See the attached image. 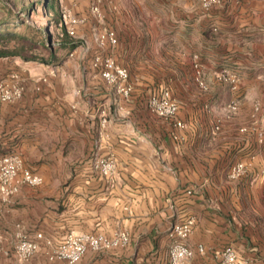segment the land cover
Here are the masks:
<instances>
[{"label":"crops","instance_id":"crops-1","mask_svg":"<svg viewBox=\"0 0 264 264\" xmlns=\"http://www.w3.org/2000/svg\"><path fill=\"white\" fill-rule=\"evenodd\" d=\"M90 1L70 4L85 19L77 32L88 52L70 37L74 57L57 47L46 61L0 55V82L16 74L24 86L21 98L0 107V156L19 154L43 177L0 197V264L18 262L19 225L53 238L129 232L127 246L88 251L77 264H169L170 233L189 219L193 264H224L228 246L245 264H264V0L209 9L171 0L165 15L157 0H105L100 19ZM103 26L117 33L102 52L128 70L129 98L90 65L100 50L92 33ZM165 87L184 127L148 107ZM100 159L114 161L112 174ZM238 162L246 172L232 178ZM21 264L69 263L50 260L42 246Z\"/></svg>","mask_w":264,"mask_h":264},{"label":"built area","instance_id":"built-area-1","mask_svg":"<svg viewBox=\"0 0 264 264\" xmlns=\"http://www.w3.org/2000/svg\"><path fill=\"white\" fill-rule=\"evenodd\" d=\"M104 0H91L89 13L95 18H103L102 3ZM220 3V0H202V6L209 9L213 5ZM81 17L73 10L72 6L60 1L58 34L60 37L68 34L73 40H83L84 51L90 50V43L85 37H80L77 27L84 23ZM92 38L98 48L91 59L90 65L95 67L101 77L114 88L117 94L129 98L133 93V83L126 68L116 62L111 55L103 54L102 50L113 47L117 44L116 31L108 26H103L92 33ZM56 44H59L57 42ZM74 51L70 56H74ZM197 75L201 76L199 62L195 63ZM226 77V76H225ZM228 78V77H227ZM46 81L47 78L43 77ZM232 81L237 83L238 76L234 74ZM204 84L203 81H200ZM234 88L238 89L236 85ZM24 92L23 84L18 80V76L13 74L11 79L0 82V107L4 103L16 101L21 98ZM148 107L160 117L173 120L175 125L184 127L185 124L176 120L179 104L173 97L169 89H162L158 93H153L148 98ZM236 103L232 109H236ZM104 122L107 120L104 119ZM99 166L105 174H112L114 171V161L112 159H100ZM246 172V165L238 162L232 169L230 176L238 178ZM43 183V177L30 167L25 165L23 158L19 154L10 153L0 156V197L6 201L12 195L19 192L21 185L38 186ZM194 220L189 219L174 225L170 238L174 240L169 247V264H193L195 249L188 243V238L192 232ZM14 252L18 259L17 264L29 260L42 246L47 248L50 260H64L69 264H77L88 251L102 252L125 247L130 242V234L126 230H120L112 235L104 233H75L69 232L60 238H53L42 231L30 232L21 225L18 226L16 234ZM3 235L0 233V244ZM200 252L205 248L202 244L197 246ZM224 264H245L236 249L232 246L226 247L223 252Z\"/></svg>","mask_w":264,"mask_h":264},{"label":"trees","instance_id":"trees-1","mask_svg":"<svg viewBox=\"0 0 264 264\" xmlns=\"http://www.w3.org/2000/svg\"><path fill=\"white\" fill-rule=\"evenodd\" d=\"M37 4L43 6L47 17L43 27L35 26L24 18L30 7L14 11L0 0V6L8 12L5 16H0V55L46 61L57 56L54 43L59 42V48H69L74 44L68 34L60 37L58 30H53V24L58 29L60 0H37ZM165 88L156 89L151 94Z\"/></svg>","mask_w":264,"mask_h":264},{"label":"rangeland","instance_id":"rangeland-1","mask_svg":"<svg viewBox=\"0 0 264 264\" xmlns=\"http://www.w3.org/2000/svg\"><path fill=\"white\" fill-rule=\"evenodd\" d=\"M1 1H3L8 7L13 9L14 11H20V10H23L24 8L30 7L29 12L25 13L24 18L26 20H29L30 22H32L33 25H35V26L43 27L45 25V21H46L47 17L45 15V12L43 11V6L37 4V0H1ZM60 1L70 5L75 0H60ZM139 1H143V0H139ZM145 1L147 2V4L150 3L149 0H145ZM193 1H194V3H196L195 0H193ZM199 1L202 4V0H199ZM223 1L224 0H220V3ZM238 1H243V0H238ZM157 2H158L157 7H159V9L161 8V11H159V13L160 14L163 13V15H165V12L168 10V8L171 7V6H169V3L171 2V0H157ZM152 4H153V2H152ZM7 13H8L7 10H5V8L0 6V16H5ZM53 30H54V32H57V30H58L54 27V24H53ZM54 45L57 47V49H59V47L57 46L58 44L54 43ZM59 52H61V54H63L64 57H66L67 54H69V49L63 48V49H60ZM74 56H72V57H74ZM90 61H91V59H90ZM44 63L49 64L48 62H44ZM55 65H57V64H55Z\"/></svg>","mask_w":264,"mask_h":264}]
</instances>
